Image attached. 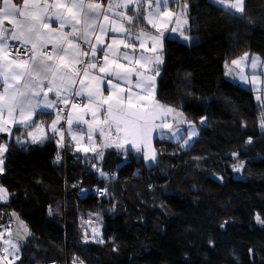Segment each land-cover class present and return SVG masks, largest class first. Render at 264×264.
Wrapping results in <instances>:
<instances>
[{
    "label": "trees",
    "instance_id": "1",
    "mask_svg": "<svg viewBox=\"0 0 264 264\" xmlns=\"http://www.w3.org/2000/svg\"><path fill=\"white\" fill-rule=\"evenodd\" d=\"M188 4L190 40L165 39L156 91L161 104L177 107L197 125L206 116V124L186 150L165 144L150 168L133 153L107 150L102 160L89 161L66 144L58 148L56 138L23 147L10 139L0 183L13 195L0 210L17 213L30 231L23 264H70L74 257L84 264H264V227L255 220L257 212L264 216V172L256 169L264 166L262 111L251 91L224 77V65L245 52L264 58V0H247L250 25L222 14L210 0ZM233 152L243 162L236 172ZM94 187L107 188L106 198H97ZM164 187L171 196L162 203ZM94 212L105 243H79L77 214ZM6 221L7 214L0 219Z\"/></svg>",
    "mask_w": 264,
    "mask_h": 264
},
{
    "label": "snow or ice",
    "instance_id": "2",
    "mask_svg": "<svg viewBox=\"0 0 264 264\" xmlns=\"http://www.w3.org/2000/svg\"><path fill=\"white\" fill-rule=\"evenodd\" d=\"M172 2L155 0L153 6V0H108L105 7L102 0H21L20 4L15 0H0V83L3 85L0 90V133L12 135L16 128L32 129L27 133L28 138L33 144H41L52 138L46 135V131H51L52 136L61 138L57 140L59 148L62 142L66 143L61 120L62 113H67L70 133L74 116L76 121L88 127L89 147H77L76 151L94 152V156L85 157L89 161L103 159L105 153L97 151L102 145L118 151L123 149L125 157L132 154V149L136 154L143 152L144 161L155 164L157 154L148 148L154 131L161 139L183 141L181 147L190 148L193 138L198 135L197 128L206 124L207 117L201 116L197 125L177 107L161 104L156 91L166 30L173 21L178 25L190 23V18H185L189 11L188 0H180L179 12L170 10ZM210 3L226 16L245 20L249 25L253 23L246 15L247 0H210ZM170 30L177 32L176 27ZM185 31L182 30L180 35L188 41L190 37ZM109 32L116 34L110 42L106 38ZM243 55L250 54L245 52ZM231 63L238 66L239 60L233 59ZM256 64L253 54V67ZM237 75L244 83L248 82L246 75ZM256 83L257 76L253 74V86ZM84 97V103L77 100ZM53 112L55 117L50 124L34 119L36 116H51ZM89 115L91 120L87 119ZM177 125H187V129ZM258 126L264 132V111ZM241 127H245L243 122ZM97 131L99 144L92 146ZM82 135L73 134L72 139L79 144ZM252 140L253 137L249 136L245 144H251ZM0 141V175H3L6 171L5 153L10 143L2 136ZM17 143L24 146L19 137ZM232 156L236 160L232 165L236 172L243 162L239 161L238 153L233 152ZM60 159L58 152L56 162ZM90 167L99 170L101 177H108L97 163H91ZM215 178L223 181L222 176ZM74 187L79 188L80 195L86 196V189L79 185ZM148 187L150 191L154 190L152 185ZM96 192L107 195L108 189L97 188ZM12 195L0 183V203L7 205ZM170 196V190L162 188V203ZM5 214L10 220H18L20 227L17 229L18 239L13 240L9 226L0 224V228L9 233L5 239L4 232H0V241L8 245L2 250L11 257L9 264L15 261L23 264L20 253L30 231L17 213L0 210V219ZM52 214L50 207L49 215ZM94 215L99 216V213ZM255 220L264 227V216L257 212ZM226 223H221L220 228H225ZM92 232L94 243H105L95 228ZM83 242H88L87 235ZM112 243V251L118 252L115 242ZM209 245L214 247L211 239ZM249 254L254 257V250L249 249ZM0 264H3V258H0ZM73 264H84V261L74 257ZM185 264H188L187 259Z\"/></svg>",
    "mask_w": 264,
    "mask_h": 264
},
{
    "label": "rangeland",
    "instance_id": "3",
    "mask_svg": "<svg viewBox=\"0 0 264 264\" xmlns=\"http://www.w3.org/2000/svg\"><path fill=\"white\" fill-rule=\"evenodd\" d=\"M181 6H182V4L179 3L177 5V7H176V10L174 12H179V9H180ZM185 18H187V17H185ZM174 26H176V27L178 26L177 27L178 30H183L181 28L182 25L176 24L175 21L172 22V24L170 25V28L174 27ZM170 28L168 30H166V38L174 39V35H171L173 33L171 32ZM149 30L150 31H154V29H150V28H149ZM177 40H179L180 42H182L184 44H188V42H189V40L185 41L181 35H179ZM255 58L257 60V64H256L255 67H253V65H252V60H253V55L252 54H250L247 57H244L243 54L238 56V57H236L235 59L239 60V65L238 66L237 65H233L231 62H230L231 63L230 65H228L226 63L224 65V70H225L224 77L227 78L228 80H230L231 82L239 85L240 88L251 91L254 94L255 101H257L258 108L261 109V111H264V58H261V57H259L257 55H255ZM162 64H163V53H162V62L160 63L159 69H158L159 70V74H160V70H161ZM241 70H243V72H241ZM226 72L229 73L228 76L225 75ZM238 73L242 74V75H246L247 78H248V82L244 83L243 81H241L239 79V76L237 75ZM153 74H155V73H153ZM253 74H255L257 76V83H256L255 86H253V84H252V75ZM158 76H157V78H158ZM254 87H255V90H254ZM258 97H259V99H258ZM163 105H165V104H163ZM87 119L91 120V116L89 115L87 117ZM177 127H183L185 130L187 129V125H177ZM67 128H68V124L66 122L65 131L67 130ZM163 131L167 132V130H163ZM87 132H88L87 125L83 124V123H80V122H76V121L73 122V125H72V128H71V133L69 132V128H68V131H66L68 139L72 140V142L74 144L75 152L81 154L83 157H88V156L95 155V153L92 152L91 150L89 152H87V153H85V152H77L76 151L77 147H80V148L89 147V141L87 139ZM81 133L83 134L82 138L80 139V143L77 144L76 141H74L72 139V135L73 134L80 135ZM197 133H198V130H197ZM168 135H171V133H168ZM197 136L193 138V142L197 138ZM185 138H187L186 132H185ZM156 142L158 144H162V145H159L160 147L157 148L156 145H155ZM171 143H177V142L169 140V139H161L160 136L158 135V133L156 131H154L153 134H152V138L150 139L148 148H149V150H154L156 152L157 158H158L160 155H162V154L164 155L165 148H166L165 144H171ZM182 143H183V141H180L177 144H179L180 148L186 150L185 148L181 147ZM91 144H92V146H97L99 144L98 131L94 134V138H93V141L91 142ZM127 147L130 148V145H128ZM141 147H143V145ZM111 149H114V150L117 151V149H115V148H103L102 145L97 147V151H103V152H105L107 150H111ZM131 151L136 156L142 158V162H143V164H144V166L146 168L154 167L157 164V162H155V164H153L151 162L146 163L144 161V159H143V152H141L139 154H136L134 149H132ZM256 169L261 170V171L264 172V166L258 167ZM102 198H106V195H103ZM0 205H3V203H0ZM94 213H91V215L88 214V215H83V216L77 214V216H78L77 217L78 218L77 221H78L79 225L75 229V232H76V234L78 232V234H77L78 236L76 237V241L79 240L80 241L79 243H84L83 241H84L85 235H87V237H88V242L94 243L92 241V236H93L92 229L93 228H95L97 230V232L100 234L101 219H100V216L94 215ZM11 220L13 222H11ZM11 220H10V222L6 221L5 223H1L0 222V224L9 226L12 239L16 240V238H17V229L20 227V225H19V221L18 220H16V219H11ZM0 232H4V237H5V239H7L9 233L7 231H5L3 228H0ZM7 248H8V245L3 243V241H0V251L3 254L4 260L9 264V260H10L11 257L5 251L2 250V249H7ZM70 262H71L70 264H73V260H70Z\"/></svg>",
    "mask_w": 264,
    "mask_h": 264
},
{
    "label": "crops",
    "instance_id": "4",
    "mask_svg": "<svg viewBox=\"0 0 264 264\" xmlns=\"http://www.w3.org/2000/svg\"><path fill=\"white\" fill-rule=\"evenodd\" d=\"M173 1H175V0H173ZM15 3H17V4H20L21 3V0H15ZM107 3H108V0H107V2L106 3H104L103 5L106 7L107 6ZM155 5V0H153V6ZM171 5V4H170ZM122 11H123V9H121ZM170 10L171 11H175L176 9H172L171 7H170ZM129 15H131L132 13H128ZM141 19H142V16H141ZM8 27H11L10 25H8ZM174 27H176V26H174ZM178 27V26H177ZM176 27V28H177ZM183 30H186L187 31V28H188V23L187 24H183L182 25V27H181ZM182 30H178V28H177V32L176 33H173V34H171V35H174V38H178L179 37V35H180V32H181ZM186 31H185V35H186ZM114 35H116V34H113V33H111V32H109L108 33V35H107V39L109 40V42L111 41V38L114 36ZM127 51H131V50H127ZM137 54H139V49H137ZM102 56H103V54L101 53L100 54V57H101V63L103 62V60H102ZM235 59V58H234ZM231 61H229V62H227V64L228 65H230L231 63H230ZM224 72H225V70H224ZM77 87H79V84H77L76 85ZM2 88H3V85H2V83H0V90H2ZM105 95H107V93H105ZM78 99H80V100H82V103H84V102H86V97H84V98H78ZM256 104H257V101H256ZM257 106H258V104H257ZM55 117V115L54 114H52L51 116H36V117H34V119H36L38 122H43L44 124H50L51 123V120L53 119ZM74 121H76V119H75V116H74ZM66 122H67V120H66ZM76 122H78V121H76ZM35 128V125H33V129ZM68 128H69V126H68ZM68 128H67V130L66 131H68ZM32 129H27V128H16V130H15V132H14V134H12V135H9V134H6V133H0V136H2L3 137V139H4V141H9L10 139H12L13 140V142H15L17 145H19L18 143H17V137H19V139L22 141V142H24V145H40V144H33L32 142H31V140L28 138V135H27V133H28V131H31ZM66 131H65V141H66V146L67 147H69V148H71L74 152H75V150H74V144H73V142H72V140H70V139H68V136H67V133H66ZM46 135L47 136H49V137H52V138H56V140H59L60 139V137H54V136H52V133H51V131H46ZM47 140H45L44 142H46ZM0 142H2V141H0ZM43 142V143H44ZM42 144V143H41ZM62 145V144H61ZM60 145V146H61ZM111 150H114V149H111ZM118 151V150H117ZM120 152H123V149H120L119 150ZM79 154V153H78ZM81 155V154H80ZM92 156H94V155H92ZM10 222V221H9ZM11 222H13L12 220H11ZM16 238V237H15ZM18 238H16V240H17ZM0 258H3V264H8L5 260H4V257H3V254H2V252L0 251Z\"/></svg>",
    "mask_w": 264,
    "mask_h": 264
},
{
    "label": "built area",
    "instance_id": "5",
    "mask_svg": "<svg viewBox=\"0 0 264 264\" xmlns=\"http://www.w3.org/2000/svg\"><path fill=\"white\" fill-rule=\"evenodd\" d=\"M106 2H107V0H102L103 4L106 3ZM100 62H101V59H100ZM77 100L82 103V100H80L78 98H77ZM61 107H64V106L61 105ZM69 107H70V105H69ZM52 114L55 115V112H53ZM62 116H63V119L61 120V124L63 125V140L65 141V124H66V120H67V113H62ZM64 145H65V143L62 142V147L63 148H64ZM97 188L98 187H94L93 193L96 195L97 198L102 197V195H103L102 193H97L96 192Z\"/></svg>",
    "mask_w": 264,
    "mask_h": 264
}]
</instances>
